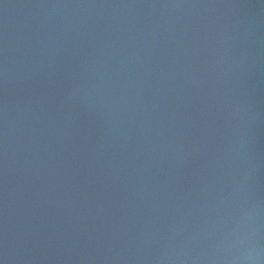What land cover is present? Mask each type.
Here are the masks:
<instances>
[{"label": "water", "instance_id": "obj_1", "mask_svg": "<svg viewBox=\"0 0 264 264\" xmlns=\"http://www.w3.org/2000/svg\"><path fill=\"white\" fill-rule=\"evenodd\" d=\"M0 264H264V0H0Z\"/></svg>", "mask_w": 264, "mask_h": 264}]
</instances>
